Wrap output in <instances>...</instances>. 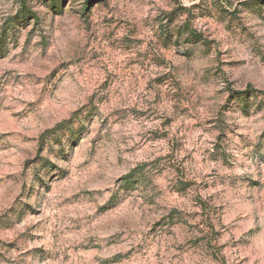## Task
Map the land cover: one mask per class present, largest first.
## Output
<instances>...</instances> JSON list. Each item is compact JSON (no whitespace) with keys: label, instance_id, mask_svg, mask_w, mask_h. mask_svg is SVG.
<instances>
[{"label":"rangeland","instance_id":"obj_1","mask_svg":"<svg viewBox=\"0 0 264 264\" xmlns=\"http://www.w3.org/2000/svg\"><path fill=\"white\" fill-rule=\"evenodd\" d=\"M264 0H0V264H264Z\"/></svg>","mask_w":264,"mask_h":264},{"label":"trees","instance_id":"obj_2","mask_svg":"<svg viewBox=\"0 0 264 264\" xmlns=\"http://www.w3.org/2000/svg\"><path fill=\"white\" fill-rule=\"evenodd\" d=\"M264 96V93H261Z\"/></svg>","mask_w":264,"mask_h":264}]
</instances>
